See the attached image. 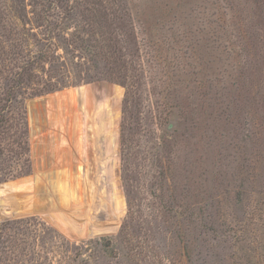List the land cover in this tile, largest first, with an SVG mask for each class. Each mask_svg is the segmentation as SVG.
Returning a JSON list of instances; mask_svg holds the SVG:
<instances>
[{"label":"rangeland","instance_id":"rangeland-1","mask_svg":"<svg viewBox=\"0 0 264 264\" xmlns=\"http://www.w3.org/2000/svg\"><path fill=\"white\" fill-rule=\"evenodd\" d=\"M0 264H264V0H0Z\"/></svg>","mask_w":264,"mask_h":264}]
</instances>
